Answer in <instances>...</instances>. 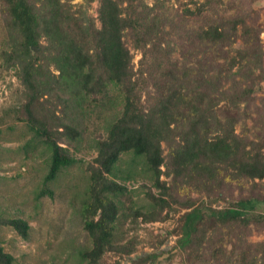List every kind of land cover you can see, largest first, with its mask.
I'll list each match as a JSON object with an SVG mask.
<instances>
[{"label": "trees", "instance_id": "16d2710c", "mask_svg": "<svg viewBox=\"0 0 264 264\" xmlns=\"http://www.w3.org/2000/svg\"><path fill=\"white\" fill-rule=\"evenodd\" d=\"M71 1L0 0L11 38L0 60L21 87L17 119L50 148L46 181L74 163L68 147L83 141L90 110L110 101L119 107L87 167L82 219L91 248L80 254L84 264H105L108 252L133 253L114 241L129 201L115 179L125 154L142 161L158 190L145 192L149 209L128 211L150 223L183 209L174 249L185 253L186 264H256L264 240L248 238L252 226L264 229V215L247 211L264 203V97L251 91L263 80L264 30L253 10L230 2L233 13L213 14L196 2L166 21L157 13L160 0ZM95 1L99 26L88 14ZM126 38L140 51L136 69ZM173 44L180 59L171 56ZM192 194L228 205L204 210ZM0 225L27 237L23 220L0 218ZM160 254L131 263L155 264ZM13 262L0 245V264Z\"/></svg>", "mask_w": 264, "mask_h": 264}, {"label": "rangeland", "instance_id": "374dc122", "mask_svg": "<svg viewBox=\"0 0 264 264\" xmlns=\"http://www.w3.org/2000/svg\"><path fill=\"white\" fill-rule=\"evenodd\" d=\"M152 6L154 0H143ZM203 3L204 9L213 14H231L229 3H241L242 8L250 7L257 16L256 23L264 30V0H160L157 13L168 21L180 15L184 9H193L195 3ZM72 4H83V0H72ZM98 3L90 5L88 14L97 20ZM263 50V80L257 82L251 94L264 97V31L260 35ZM125 43L133 55L134 69L140 59V51L134 49L133 42L126 38ZM11 44L0 11V51ZM172 58L180 59L179 48L173 44ZM237 40L232 46L240 48ZM56 73V72H55ZM21 102V87L14 76V69H7L0 60V218L20 219L27 223V237L22 238L9 226L0 225V245L4 252L13 256V264H84L81 252L91 248V239L83 229L82 207L88 199L89 172L87 167L96 157V142L105 137L106 124L118 112L117 105L105 102L88 114L85 121L83 141L68 148L74 163L60 170L53 180L46 181L51 159L50 148L36 135L30 126L17 119L16 108ZM117 99V104H118ZM117 110V111H116ZM250 124V123H249ZM131 154L122 155L116 171V181L128 189L129 201L125 216H119L114 232L117 244H128L133 250L130 255L108 252L105 264H132L131 258L143 253L160 254L155 264H186L185 253L176 246L178 237L177 219L183 209L173 207L169 218L163 222L144 223L135 219L128 208L149 209L145 192L158 190L153 186L146 167ZM128 176V178H126ZM165 177L161 176V179ZM207 208H222L228 203L203 195L192 194ZM248 216H263L264 203H256L247 211ZM250 242L264 240V229L257 232L252 226ZM229 249V246L227 247ZM264 254L258 255L256 264H264ZM211 264V263H205Z\"/></svg>", "mask_w": 264, "mask_h": 264}]
</instances>
